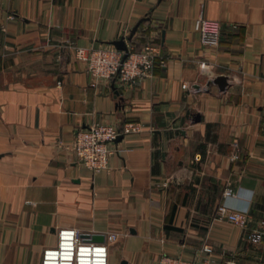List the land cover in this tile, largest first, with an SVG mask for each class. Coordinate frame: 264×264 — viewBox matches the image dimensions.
I'll return each instance as SVG.
<instances>
[{
  "label": "crops",
  "instance_id": "1",
  "mask_svg": "<svg viewBox=\"0 0 264 264\" xmlns=\"http://www.w3.org/2000/svg\"><path fill=\"white\" fill-rule=\"evenodd\" d=\"M197 17L220 22L217 46L201 42ZM120 36L130 50L158 45L151 75L121 88L105 79L91 85L74 48ZM221 74L224 90L209 84ZM92 121L140 127L116 140L118 152L98 172L72 147L75 131ZM227 184L236 193L230 203L247 208L257 227L264 0H0V264H40L64 226L93 242L83 234L118 232L109 264L203 259L205 242L214 248L208 264H264V241L214 216Z\"/></svg>",
  "mask_w": 264,
  "mask_h": 264
},
{
  "label": "built area",
  "instance_id": "2",
  "mask_svg": "<svg viewBox=\"0 0 264 264\" xmlns=\"http://www.w3.org/2000/svg\"><path fill=\"white\" fill-rule=\"evenodd\" d=\"M193 28L199 33L203 44L209 46L219 44L221 24L217 20L197 17L193 22ZM74 50L76 57L87 63L92 78L91 85H95L99 79H105L113 80L121 88L134 85L151 75L159 47L154 42L148 41L140 50L128 49L125 58H123L124 51L112 44L89 49L76 46ZM200 67L206 68L204 61L200 62ZM187 86L186 83H182L183 88ZM139 130V124L136 122H125L120 127L108 122H89L75 131L72 140L73 153L82 165L92 172H98L107 168L110 156L118 152L115 145L118 136ZM238 156L235 152L233 158L237 159ZM200 159L201 154L196 153L194 160ZM235 196V189L227 184L223 189L222 201L216 205L214 216L243 229L246 240L262 243L264 220H260L257 227L251 228L249 210L230 203L229 200L236 198ZM118 238V232L110 231L104 234V241L93 242L82 238L76 228L64 226L57 230L56 243L42 249L40 264H109V247ZM199 252L205 253L207 257L187 259L182 256L162 254L157 264H208L214 248L210 243L205 242ZM225 264H236V262L234 259H227Z\"/></svg>",
  "mask_w": 264,
  "mask_h": 264
},
{
  "label": "water",
  "instance_id": "3",
  "mask_svg": "<svg viewBox=\"0 0 264 264\" xmlns=\"http://www.w3.org/2000/svg\"><path fill=\"white\" fill-rule=\"evenodd\" d=\"M144 20V18L140 19L133 27L132 29L130 30V33L128 34L127 36V39H131L133 34L135 33V31L137 30V27L139 25V23ZM112 44L120 49V50H123L124 51V55H123V58L126 57L127 55V52H128V47L126 45V42H125V36H120V38L116 39V40H113L112 41ZM227 76L226 75H217L215 76L213 79H211L209 81V84L210 83H216L219 87L220 90H224L226 88V86L228 85V80H227ZM121 137V135L118 136L117 139H119ZM83 237H90L92 240L94 241H104V234H98V233H92V234H83ZM119 264H128V261L126 259H122L120 261Z\"/></svg>",
  "mask_w": 264,
  "mask_h": 264
},
{
  "label": "trees",
  "instance_id": "4",
  "mask_svg": "<svg viewBox=\"0 0 264 264\" xmlns=\"http://www.w3.org/2000/svg\"><path fill=\"white\" fill-rule=\"evenodd\" d=\"M165 227H166V228H169L170 226L166 225Z\"/></svg>",
  "mask_w": 264,
  "mask_h": 264
},
{
  "label": "rangeland",
  "instance_id": "5",
  "mask_svg": "<svg viewBox=\"0 0 264 264\" xmlns=\"http://www.w3.org/2000/svg\"><path fill=\"white\" fill-rule=\"evenodd\" d=\"M116 252H118V251L116 250ZM118 263H119V260H118Z\"/></svg>",
  "mask_w": 264,
  "mask_h": 264
}]
</instances>
